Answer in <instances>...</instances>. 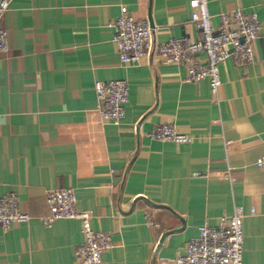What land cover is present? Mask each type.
Here are the masks:
<instances>
[{
  "label": "crops",
  "instance_id": "0c3cea01",
  "mask_svg": "<svg viewBox=\"0 0 264 264\" xmlns=\"http://www.w3.org/2000/svg\"><path fill=\"white\" fill-rule=\"evenodd\" d=\"M192 0H9L0 53V197L16 193L27 223L0 225V264H83L77 219L44 225L47 195L70 188L113 247L101 264H175L198 226L243 215V264H264V0H208L212 24L255 11L254 58H230L223 84L184 83L186 68L151 53L123 63L113 24L126 6L154 41L198 39ZM198 57L205 61L203 54ZM126 80L120 123L103 121L95 81ZM168 124L188 144L152 140ZM198 173L199 176H195Z\"/></svg>",
  "mask_w": 264,
  "mask_h": 264
},
{
  "label": "built area",
  "instance_id": "2783aa9c",
  "mask_svg": "<svg viewBox=\"0 0 264 264\" xmlns=\"http://www.w3.org/2000/svg\"><path fill=\"white\" fill-rule=\"evenodd\" d=\"M9 0H0V53L8 49V33L2 25V17ZM192 22L201 37L174 38L166 43L154 41L155 30L147 21H138L128 8L113 24V43L123 63L135 64L151 53L168 63L183 65L186 73L184 83H199L208 80L211 91L217 94L223 84L221 69L226 60L233 58L250 62L254 58L253 44L261 29L255 11L237 8L219 15V25L212 24L208 0H192ZM203 54L205 61L198 55ZM98 110L103 121L120 123L126 114L129 102V87L126 80H97L94 84ZM148 137L152 140L188 144L192 138L178 132L168 124L156 125ZM264 170V154L256 161ZM195 176H199L195 173ZM76 195L70 188L56 189L47 195L49 214L41 218L44 225L59 219H77L85 240L77 248V259L83 264H101L102 252L113 247L111 236L96 231L91 225V215L77 209ZM243 215L223 214L216 226H198L199 233L185 247V252L175 259V264H243L245 234ZM30 216L19 209L16 193L0 197V225L7 229L13 222L27 223Z\"/></svg>",
  "mask_w": 264,
  "mask_h": 264
},
{
  "label": "water",
  "instance_id": "95a60500",
  "mask_svg": "<svg viewBox=\"0 0 264 264\" xmlns=\"http://www.w3.org/2000/svg\"><path fill=\"white\" fill-rule=\"evenodd\" d=\"M149 24H150V26H151L152 28H154V26H153V23H152V20H151V19H149Z\"/></svg>",
  "mask_w": 264,
  "mask_h": 264
}]
</instances>
